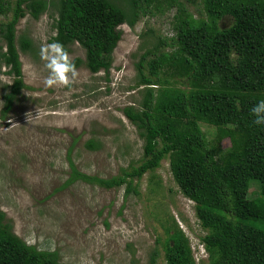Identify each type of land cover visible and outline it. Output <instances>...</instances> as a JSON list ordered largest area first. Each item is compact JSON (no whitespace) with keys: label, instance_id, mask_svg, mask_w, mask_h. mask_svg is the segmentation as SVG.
<instances>
[{"label":"trees","instance_id":"obj_1","mask_svg":"<svg viewBox=\"0 0 264 264\" xmlns=\"http://www.w3.org/2000/svg\"><path fill=\"white\" fill-rule=\"evenodd\" d=\"M189 4L196 6L195 14ZM55 5V32L48 41L58 40L67 52L78 43L84 57L72 59L75 68L103 70L109 80L119 26L175 8L173 34L156 36L168 48L161 53L162 65L155 66L156 80L141 81L145 87L138 109L129 115L142 138L144 157L107 179L72 166L65 184L81 178L106 188L123 185L124 197L140 196L144 174L150 190L160 185L153 179L155 170L167 158L177 192L193 201L204 231L199 239L207 256L199 264H264V124L253 123L250 111L264 99V0H57ZM47 8L48 0H0V67L12 77L2 85L7 89L0 96L2 117L27 87L19 52L31 49L32 41L25 33L16 34V24L26 14L38 18ZM224 17L229 23L222 26ZM231 106L236 119L247 124L241 129L236 122L228 129L231 147L220 153L197 115L223 137ZM162 226L164 237L157 236L155 243L162 245L164 264H196L188 237L174 218ZM158 253L154 246L145 264H156ZM0 264L62 262L58 249L38 248L16 235L0 209Z\"/></svg>","mask_w":264,"mask_h":264},{"label":"rangeland","instance_id":"obj_2","mask_svg":"<svg viewBox=\"0 0 264 264\" xmlns=\"http://www.w3.org/2000/svg\"><path fill=\"white\" fill-rule=\"evenodd\" d=\"M56 1L48 0V8L38 18L26 14L16 24V34L25 33L32 45L19 52L27 87L0 115V209L11 230L38 248L58 249L62 264H145L154 246L159 251L156 264H164L162 245L155 238L164 237L162 224L171 216L188 237L199 264L207 256L199 239L204 231L193 202L177 192L167 158L155 170L153 179L160 185L150 190L144 174L140 196L124 197L123 185L106 188L81 178L65 184L73 167L107 179L144 157L142 138L129 115L138 109L142 82L156 80L161 53L168 49L156 36L173 34L170 19L175 8L119 26L110 80L103 70L92 73L80 65L74 82L64 87L45 84L48 70L40 56L55 32ZM187 7L195 14L196 6ZM228 23L225 17L221 21L222 26ZM68 54L71 59L84 57V48L75 42ZM0 70L1 96L7 91L2 85L11 83L12 77L3 72L5 66ZM3 102L0 97V110ZM227 113L231 123L224 127L223 137L215 125L197 115L220 153L231 147L228 129L236 122L241 129L247 124L236 119L232 106Z\"/></svg>","mask_w":264,"mask_h":264},{"label":"clouds","instance_id":"obj_3","mask_svg":"<svg viewBox=\"0 0 264 264\" xmlns=\"http://www.w3.org/2000/svg\"><path fill=\"white\" fill-rule=\"evenodd\" d=\"M40 56L48 70L44 81L46 85L68 87L74 82L77 76L74 62L58 40L42 46ZM250 111L254 116L253 123L264 124V99L256 102Z\"/></svg>","mask_w":264,"mask_h":264}]
</instances>
